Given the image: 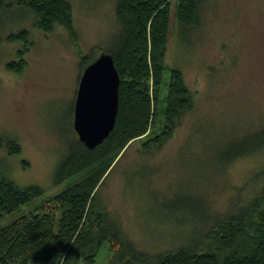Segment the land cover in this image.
<instances>
[{"label": "rangeland", "instance_id": "rangeland-1", "mask_svg": "<svg viewBox=\"0 0 264 264\" xmlns=\"http://www.w3.org/2000/svg\"><path fill=\"white\" fill-rule=\"evenodd\" d=\"M66 1L70 25L55 22L48 30L24 6L0 11V137L19 146L17 152L0 147V177L43 189L4 214L0 227L21 215L58 216L53 196L65 184L54 183L53 171L77 136L72 122L79 77L120 30L117 0ZM175 4L171 0V15ZM175 23L171 16L165 63L181 70L192 106L174 119L161 145L142 153L141 144L169 130L165 68L156 101L150 83L148 130L131 142L98 192L126 238L149 252L184 241L182 229L189 232L201 210L208 221L223 217L264 186V147L234 158L227 153L240 136L264 131V0H203L200 24L185 41ZM22 30L26 39H8ZM185 206L183 228L177 212ZM208 221L201 228L214 223ZM115 250L104 241L91 264H108Z\"/></svg>", "mask_w": 264, "mask_h": 264}, {"label": "trees", "instance_id": "trees-1", "mask_svg": "<svg viewBox=\"0 0 264 264\" xmlns=\"http://www.w3.org/2000/svg\"><path fill=\"white\" fill-rule=\"evenodd\" d=\"M202 1L176 0L171 15V0H117L120 30L104 50L112 55L120 78L114 127L92 149L84 146L77 136L68 142L53 171L54 183L65 184L53 196L59 205L58 216L54 218L46 212L21 215L0 227V264H91L106 240L116 245L108 264H264V186L248 204L223 217L208 221L201 210L198 222L190 226V231L186 233L182 229L184 241L160 252L141 249L127 239L119 221L98 197L99 187L125 156L131 142L148 130L154 111L150 83L156 101L165 68L170 72L165 99L169 122L165 131L169 130L167 135L155 134L141 144L142 153L161 145L175 126L174 119L192 106L191 92L181 70L166 64L165 58L171 16L181 41H185L188 30L200 24ZM14 4L29 9L41 29L48 30L55 22L70 25L66 0H0V11L10 12ZM26 36V30H22L8 39H26ZM87 58L83 56V62ZM7 64L9 68L15 67L13 61ZM254 134L235 139L227 153L234 158L264 147V131ZM4 145L10 152L18 151V144L4 142L0 137V147ZM42 193L39 185L21 186L1 176L0 218ZM183 210L177 212V225L186 217V206ZM207 221L214 223L204 229Z\"/></svg>", "mask_w": 264, "mask_h": 264}, {"label": "water", "instance_id": "water-1", "mask_svg": "<svg viewBox=\"0 0 264 264\" xmlns=\"http://www.w3.org/2000/svg\"><path fill=\"white\" fill-rule=\"evenodd\" d=\"M119 74L107 51L87 64L79 77L73 104V129L88 149L112 131L118 110Z\"/></svg>", "mask_w": 264, "mask_h": 264}, {"label": "flooded vegetation", "instance_id": "flooded-vegetation-1", "mask_svg": "<svg viewBox=\"0 0 264 264\" xmlns=\"http://www.w3.org/2000/svg\"><path fill=\"white\" fill-rule=\"evenodd\" d=\"M85 67V66H84Z\"/></svg>", "mask_w": 264, "mask_h": 264}]
</instances>
